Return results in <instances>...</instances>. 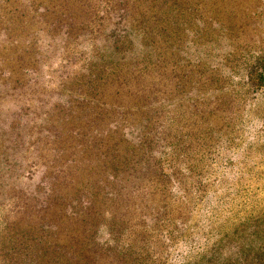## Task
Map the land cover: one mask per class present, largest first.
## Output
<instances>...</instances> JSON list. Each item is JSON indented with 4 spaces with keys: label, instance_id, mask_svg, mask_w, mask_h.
I'll return each instance as SVG.
<instances>
[{
    "label": "trees",
    "instance_id": "1",
    "mask_svg": "<svg viewBox=\"0 0 264 264\" xmlns=\"http://www.w3.org/2000/svg\"><path fill=\"white\" fill-rule=\"evenodd\" d=\"M8 1L0 0V203L27 201L20 207L27 218L6 223L0 264L153 263L150 248L174 219L161 211L181 205L180 199L171 203V191H190L183 172L203 180L201 163L218 143L214 135L237 126L233 115L244 89L243 103L257 109L264 125V43L257 24L264 3L109 0V55L102 61L93 54L83 92L71 87L76 79L42 88L46 74L68 62L64 53L88 32V0H21L18 12L17 0ZM131 35L144 50L136 57ZM246 57L250 64L239 67ZM238 75L245 82L236 89L231 77ZM177 92L188 101L174 97ZM165 99L176 103L159 118ZM183 102L198 115L191 131L176 122ZM173 125L168 146L176 167L161 158L169 149L161 135ZM255 190L252 197L239 188L238 212L213 220L204 247L180 264H264V189ZM106 215L109 247L98 239ZM180 224L171 231H182L186 222ZM123 234L130 236L125 249L116 246Z\"/></svg>",
    "mask_w": 264,
    "mask_h": 264
},
{
    "label": "rangeland",
    "instance_id": "2",
    "mask_svg": "<svg viewBox=\"0 0 264 264\" xmlns=\"http://www.w3.org/2000/svg\"><path fill=\"white\" fill-rule=\"evenodd\" d=\"M10 2L11 0L8 1L6 5ZM20 2L21 0H17L12 6L13 8H16V12L21 10V8L18 7V3ZM252 2L259 5L262 2L264 3V0H252ZM87 3L88 6L86 13L88 19L85 21L84 25H88V32L84 36H78V46H75V48H71L64 53L68 62H63L64 65L60 67L58 66L46 74L50 80L48 84L42 88L43 90L48 91L50 86H57L76 79V81L71 84V87L81 86L83 92H86V87L88 86L86 79L88 72L86 68H95L94 64L97 60L93 54L99 53V55L102 56V61L109 55V31H111L108 14L110 12L109 0H88ZM2 11L3 5L0 6V12ZM98 16L100 18H98ZM259 19L260 22L257 24L260 29V35L263 38L262 42L264 43V9ZM85 28L86 27L84 26L83 29ZM77 30L78 29H74L73 32H76ZM183 37L184 36L182 35L181 39ZM105 38H107L106 43L104 41ZM126 38L132 39L133 43L136 45L132 55L135 57L141 55L144 50L137 46L136 38L132 35ZM256 38L258 39L259 37ZM99 46L102 50H105L104 53L98 49ZM250 62L251 59L246 57L244 60H239L237 64L239 67L245 68ZM89 63H92V67ZM82 69H84V71H82ZM228 78V76H224L223 80L229 81ZM231 78L234 79L233 82L236 89L241 88V85L244 86L245 77L243 75L232 76ZM187 89L188 85L185 86L184 90L186 91ZM58 91L59 89H56L54 93L57 94ZM77 92L81 91L77 90ZM248 96L249 93L245 91V89L239 94L240 105L236 107L238 114L235 116L233 115L237 124L236 128L230 133L214 135L216 137L218 136V143L214 148L208 149L209 152L206 158L203 159V163H201L203 164L201 170L205 172L203 180H200V178L195 175L193 177H188L186 173L183 172L185 175V188H190V191L186 194L185 191H171L173 195L171 203L177 204V199H180L181 205L178 208H174L172 205L171 208H165L161 211L166 212L167 215L170 214L174 218L172 227L163 229V240L154 242L153 247L150 248L152 254L157 255L155 261L153 260L154 262L151 263L148 258H145L144 264H180L184 263L187 259L194 258L204 247L206 242L205 235L210 228V224L214 222L213 220L238 212L239 201L241 200V197L237 195L239 188H244V190L248 191L252 197L255 196L254 194L257 191L255 190V187H262V189H264L262 186L264 182V125L262 121L254 116L256 115L255 113L257 112V109L252 111V104L250 105L247 103L245 105L243 103L244 99ZM50 97L53 98V96ZM174 97L188 101L185 93L178 94L177 92ZM196 98V96H192L193 100ZM48 99L49 97H46L45 101ZM174 103H176V101L165 99L161 104L162 107L158 111L160 113L159 118L166 115V109L168 107L171 106L169 112L173 111L174 106L172 105ZM193 109L192 106L188 107L185 102H183L181 107L176 108V122L183 125L181 131H191L194 128L192 120L197 118L198 115L193 116V111H190ZM170 127L171 129L167 135H165V133L161 135L165 137L164 140L167 146L173 140L171 134L174 132L173 128H175V125ZM254 138H259L258 142H253L256 140ZM164 151H166V153L161 156L164 166L171 165L176 167L178 161L176 158L173 159V150L169 148ZM33 160L36 161L34 156ZM190 161L191 160H188L187 163ZM196 163L197 161H195L193 165ZM185 168V166H182V169ZM257 168L261 169L260 173H258ZM40 174H42V170H38L33 175L36 181L39 179ZM34 182L30 186L27 185V187H29L27 193L35 186ZM244 192L240 193L244 194ZM195 200H197L196 204H194ZM26 203L27 201L17 204L16 199L0 203V234L6 232V223L8 220L11 219V221H13L14 217L17 219L19 216L27 218L25 213L21 212L22 210L20 208L22 204ZM104 206L105 208L106 206L109 208V201H105ZM32 208L33 205L31 204V207L27 212L31 213L33 224L34 219L32 218ZM26 218L21 220L19 225H24ZM105 218L107 221H105L104 224L106 223L107 225L105 224L103 231L98 233V239L103 243L102 245L106 244L109 247V244H112V242L109 241L108 215H106ZM182 220L186 222L182 227V231L177 230L175 226V229L171 231L175 222L176 226L181 228L180 222ZM148 223L152 222L148 221ZM166 225L167 224H165V226ZM189 232L193 233V237L187 236ZM127 237L130 238L129 235H121L118 243H115L116 246L119 245L121 249H125L127 245H125L126 243H124L123 240L127 241ZM138 263L142 264L140 259L138 260Z\"/></svg>",
    "mask_w": 264,
    "mask_h": 264
}]
</instances>
